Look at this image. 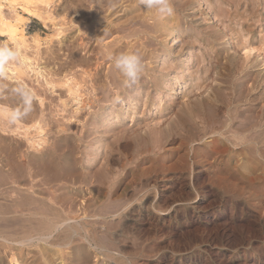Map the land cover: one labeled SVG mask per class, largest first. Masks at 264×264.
I'll list each match as a JSON object with an SVG mask.
<instances>
[{"label": "bare ground", "instance_id": "1", "mask_svg": "<svg viewBox=\"0 0 264 264\" xmlns=\"http://www.w3.org/2000/svg\"><path fill=\"white\" fill-rule=\"evenodd\" d=\"M4 1L8 2L12 11L19 6L23 12L35 16L38 20L40 19L39 21L43 23L52 22L51 25L56 26L53 22L55 18L51 14V7L58 0ZM196 3H199V6H196ZM213 3H209L208 6L204 3V5L206 4L210 8L211 12H208L209 16L206 18H201L199 13H205L204 9L206 7L203 4L201 5V0L199 2L198 0H170L174 13L157 20L154 14L144 9L140 0H78V9L81 8L83 14V6L85 5L89 8L85 13L87 14L85 20L86 18L89 19L90 23L87 26L84 25L83 30L78 27V31L73 33L72 40H69V42L71 44L77 43L76 48L78 47V50H75L78 52L77 65H86L82 74L91 78L89 81L94 80L96 83V85L92 83L91 92L88 91L91 96L88 93L84 95L86 92L83 94L80 92L79 87L81 84H79L73 75H65L66 77H63L65 78L63 80L44 75V83L47 89L53 93L56 87H62L65 90L66 98L59 96V102L53 104L52 108L49 104L48 108L46 104L45 106L43 105L44 108L37 106L35 109H30V111L27 109L28 113L22 114L28 117L27 121L31 122L30 124L22 123L24 120L22 118L24 117L21 116L24 115L20 112V116L13 109L10 99L3 100L0 98V141H2V135L16 137V139H11V141L13 140L16 143L15 145L12 144L14 145L12 147L9 145L8 148H3L2 144H0V243L3 246H1L2 249L0 248L1 260L5 258L9 264H23L22 257L24 256H20L23 254L22 249L24 248V255H27L28 253L30 254L28 249L36 247L39 253L38 258L42 260V264H52L55 260H58V264H67V260L63 257L64 254L62 252L75 236L78 238L80 230L78 228V221L74 218L72 219V217L70 218L67 215L68 211L65 214L63 212L65 210L62 211V209H59L48 200L32 195L33 191L30 192L31 189H21V183L27 178L32 179V177L39 173H42V175L46 174L45 176L53 173L54 176L50 175L51 178L55 177L56 181L62 183L65 182L66 177L64 176L67 175H70L74 181L78 180L79 182L90 183L99 172L103 178L109 177L110 179L111 177V179H114V175H110V169L102 165V167H99L97 161L100 158L102 159L106 154L109 157L111 155L109 153L114 150L115 146L124 147L129 150L130 148L139 150L150 139L154 147L161 143L160 140H166L162 139L164 135L166 138L170 137V140L173 142H177L181 148H190L194 151L200 146L209 144L208 149L210 150V154L206 158V163L212 168L216 164L219 165L226 162L228 166L227 171L225 170L223 174H220L224 181L230 178L231 172L229 171L238 172V167L240 166L249 171L250 176L254 180L264 182V121L258 118L259 115H262L256 113V109L258 108L264 110V107L260 105V102L263 101V95L258 98L252 94L250 89L244 87V80L251 74L250 68L261 66L264 69V49L262 51L255 46H251L246 40L240 41V38H236L237 33L230 40L221 26L223 25L221 22L223 18H231L236 22H240L243 26L245 25L243 20L244 15L242 16L244 11L240 12L237 0H215ZM82 15L78 12V17ZM25 18L17 12L12 18H6L0 12V33L6 34L8 40L14 41L16 46L18 45L19 47L23 46L25 42L22 34L23 29L21 28ZM65 18L66 14H62V20L59 22L60 25L64 22ZM68 22H71V20L68 19ZM199 26L202 29L197 30V32L196 28ZM63 34V30H60V27L56 32L54 31L53 37L56 38V42L59 45L63 44ZM102 34L114 35L112 36L114 39L112 45L105 44V50L108 55L123 52L124 47L129 43L128 50H125L134 51L142 56L146 64L145 73H149L146 83L148 85L149 83L151 84V92L146 90L147 87L144 89V81L142 80L144 79L142 78L144 75L141 76L138 82L131 85H125L122 76L114 68L112 71L108 70L109 72H104L105 77L101 76L103 74H100V69L104 61H99L97 58V60L92 62L96 55L91 54L94 52L91 48L94 44L93 38L98 37L100 39L102 38ZM143 34H145L146 38L147 35L154 38L151 42L152 44H156L155 41H157L160 46H166L167 41L170 43L169 45H172L174 41L178 44L183 40L181 41L183 43H180V45L184 47L185 45L193 44L192 37L194 36L198 39L196 36L199 35V39L209 45L210 51L201 56H195V53L193 56L191 54L190 58L185 56V61L179 67V60L177 56L172 55L173 51L169 49V46H166L169 47L166 51L156 52L158 49H155L156 47L153 48L154 44H151L153 48H151L153 50L151 51L154 55L149 58L145 56L144 51L142 52L141 49H135V38L139 39ZM239 47L241 48L239 55H241V59L245 60V66L238 64L240 57L238 58L235 55L236 53L238 54L236 49ZM160 50L165 49L160 48ZM38 53H34V55ZM106 53H104L105 57L103 58H107ZM93 54L96 53L94 52ZM3 55L0 50V59ZM24 55L25 57L22 58L24 61L31 57L26 54ZM74 57H72L73 60L75 59ZM31 60L34 61V58ZM151 61L155 64H151ZM30 63L32 64V62ZM30 63L23 67L14 63L9 67L4 66L5 64H0V69L8 71L6 75L9 79L22 81L26 74V67L35 72ZM252 63L255 65H252ZM69 65L65 66L67 71L71 68ZM192 66H194V69L200 70L199 73L197 72L198 75L194 76ZM172 69H180L178 72L180 78L178 77L175 85L166 80V78L164 80L160 78V76H163L162 73H165L164 76H167V72ZM150 70L152 72H148ZM162 70L164 72L161 75L157 74V71ZM36 73L41 74V71H36ZM210 79L217 82L211 88L207 86L208 82L211 81ZM260 82L264 83V77ZM110 87H115V91ZM209 88L210 91H208ZM21 90L23 91V89ZM197 90L198 92L199 90L204 92L201 97H195L198 93ZM121 93H126V97L128 94V101L120 97ZM98 94L102 95L103 102H106V104H99L98 108L94 109L96 111L89 110L92 108L94 102L101 100L98 98L100 97L97 96ZM87 95L89 97H86ZM95 95L97 98H95ZM27 97L29 98V96ZM36 97L39 100V105L42 106V98L38 95ZM70 102L72 103V107L69 109ZM99 103H102V101ZM146 115L147 117L150 116V118H153L155 115V119L157 116L165 120L168 119L167 124L163 122L159 126L153 125L150 128V134H148L146 129L142 130L146 123L136 134L129 135L128 130H131L129 127L141 124L142 121L148 119ZM78 123H82L80 126L84 129L80 130L82 134L76 139L83 145L82 156L84 160L81 163L79 162L78 166L74 164L75 166L71 165L72 167L70 166V168L65 167L64 170L61 162L62 156L67 155L68 152L76 151L77 148L72 145V143L76 144L75 140H73L68 148L67 146L63 148H66V150H62L59 139L63 137L66 141L64 143H68V134H64V132L71 126L78 125ZM32 129L33 132L31 131ZM49 131H53L56 134L51 144H49L50 142L48 143L47 139ZM228 142L235 148L233 151H228ZM21 147L22 150H20ZM9 154L12 155L9 156ZM11 160L14 164L10 163ZM47 162L51 166H45ZM20 164L21 167H19ZM45 176L41 179L45 181L44 183L51 179L49 178L50 176L48 178ZM252 178L250 177V179ZM68 181L72 182V179L70 178ZM44 183L43 186H45ZM56 183L54 184L56 185ZM6 192H13L16 196L7 195L8 193ZM259 192L261 190L258 188L255 193ZM70 195L72 196V194ZM15 213H18V216L16 215L15 217ZM83 238L87 245H82V252L88 255L86 251L88 250L87 247L95 249L96 245L94 247L87 237ZM73 251L76 254L75 258H78V242L74 246Z\"/></svg>", "mask_w": 264, "mask_h": 264}, {"label": "rangeland", "instance_id": "2", "mask_svg": "<svg viewBox=\"0 0 264 264\" xmlns=\"http://www.w3.org/2000/svg\"><path fill=\"white\" fill-rule=\"evenodd\" d=\"M58 1L51 7V14L55 18L53 22L58 26L56 27L55 25L52 26L53 24L51 25L52 22L43 23L35 16L23 12L19 6L16 7L14 12L7 1L0 0V12L4 17L12 18L16 12L24 16V18L26 17L22 24L23 27L21 26L25 41L23 46H16L14 41L8 40L6 34L0 33V50L4 54L0 59V64H5L4 66L9 67L14 63L20 66L22 65L23 67L32 62V64L30 63L32 65L31 67L35 70L34 72L25 66L26 76L24 75V81L19 80V82L18 80L9 79L6 75L8 72L6 69H0V98L3 100L10 99L13 109H15L18 114H20V112L21 114L28 113V110L35 109L37 106L44 108L46 104L48 108L49 106L52 108L53 104L59 102V96L66 98L65 90L62 87H56V92L54 91L53 93L47 89L44 83V75L53 78L57 77L61 80L65 79L63 78L66 77L65 75H73L74 78L78 80L79 84H81L79 87L81 90L80 92L82 94L86 92L84 95L88 93L89 96H91L89 92H91L92 83L96 85L94 80L89 81L91 78L82 74L86 65H77V43L71 44L69 42V40H72L73 33L78 31V27L83 30V28L90 23L89 19L86 18L85 20L87 16L85 13L89 8L84 5L83 14L82 9L80 7V9H78V0ZM213 2H215V0H201V5L206 3L208 6L209 3L212 4ZM237 3L240 6V12L244 11L242 16L244 15L243 20L245 25L243 26V24L231 18H223L221 21L223 25L221 26L224 28L226 35L231 40L237 33L236 38H240V41L243 42L246 40L251 46H255L260 50L264 49V0H237ZM197 5L199 6V3H196V6ZM207 6L204 9L205 13H199L201 18L209 16L211 10ZM78 12L83 15L78 17ZM62 14H66V18L60 25L59 22L62 20ZM68 19H70L71 22H68ZM225 25L227 29H225ZM59 27L64 33L62 36V45L57 44L56 38L53 37L54 31L56 32ZM199 29H202L201 26L197 27L196 31ZM143 35H141L139 39L135 38V49H141L142 52L144 51L143 53H145V56L149 58L154 55L152 54L153 48L156 47L155 49H158L156 52H163L170 47L169 49L173 51L172 55L177 56L179 60V67L183 64L185 58L191 56V54L192 56L194 53L195 56H201L210 51L209 45L199 39V35L196 36L199 40L193 36V44L185 45V47L180 45V43H183L181 42L183 40L178 44L174 41L172 45H169L170 43L167 41L165 45L169 47L160 46L157 41H155L156 44L153 43V45L151 42L154 38L147 35L148 40L145 34ZM112 36L114 35L102 34V38L100 39H98V37L93 38L94 44L91 49L96 54H93L94 52L91 54L96 56L92 62L97 60V58L99 61H104L100 69V74H103L101 75L103 77H105V73L113 69L112 63L108 59L109 55L105 50V44L109 46L112 45V41L114 40ZM128 46L129 43L125 46L126 48L124 47V51H126L125 49L128 50ZM159 47L165 50H160ZM239 48L236 49L238 54L236 53L235 55L238 56V58L240 57L238 64L240 66H245L246 62L241 59V55H239L241 48ZM177 52L179 53L177 54ZM34 53H38L36 54L37 56L34 55ZM104 53L107 54V58H103L105 57ZM24 54L34 58L35 62L31 60V57L24 61L22 59L25 57ZM72 57L75 59L73 60ZM22 60L25 63H23ZM27 60L29 61L28 63ZM151 64L155 63L152 62ZM66 65L71 66L69 71L66 70ZM252 65L255 64L252 63ZM259 67L261 66L250 68L251 74L244 80V87L250 89L252 94L258 98L263 95V101L260 102V105L264 107V83L260 82L264 77V69L262 67L259 69ZM192 68L194 76L198 75L200 70L194 69V66H192ZM39 70L41 74L36 73V71ZM179 70L180 69H172L167 72V76H164L165 73H162L164 70L157 71V74L159 73V75H161L162 73L163 76H160L161 80L166 78V80L175 85L179 77ZM148 72L152 71L150 70ZM148 74H143L144 76L142 78L144 79L142 80L144 82H142L145 86L144 89L147 87L146 90L151 92V84L149 83L148 85V83H146ZM210 80L207 86L211 88L215 86L217 82L212 81V79ZM210 88L208 91H210ZM21 89H23V91ZM113 89L115 91L116 88L114 87ZM11 91L12 93H10ZM202 93L204 92L199 90L195 97H201V95H203ZM18 95L20 96L18 97ZM36 95L42 98V106L39 105L40 103ZM88 95L86 97H89ZM10 96L11 98H9ZM27 96H29V98ZM97 96H100L98 98L101 99L100 101H102V103H99L100 101L94 102L92 108L89 110L93 111L97 109L99 104H106V102H103L101 94ZM97 96L95 95V98H97ZM120 97L127 101L129 98L128 94L126 97V93H121ZM13 100L14 102H12ZM68 107L69 109L72 107L71 102ZM256 113L261 114L262 116L259 115L258 118L264 121V110L258 108L256 109ZM147 115L146 118L148 119H145L142 123L140 122L141 124L129 127L131 128V130H128L129 135L136 134L146 123L147 124L142 130L144 131L146 129L148 134H150L149 131L153 125L156 124V126H159L163 122L167 124L168 119L165 120L158 116L155 119V115L153 118H150V116L147 117ZM21 117H24L22 118L24 119L22 121L23 124L31 123L27 121L28 117H25V115ZM81 124L82 123H78V125L71 126L64 132V134H68V143H64L66 141L63 137L59 139V144H61L60 148L62 150H66V148H63L65 146L68 148L73 140H75L76 144L74 145L72 143V145L77 148L76 151L71 153L67 151L68 154L62 156L61 162L64 170L65 167L70 168V166L74 164L78 166V163L84 160L82 156L83 145L79 140H76L77 137L79 138L82 134L80 132L82 129L80 126ZM31 131L33 132V129ZM55 136L56 134H54L53 131L47 133L49 144L53 142L55 139H53V137ZM13 138L16 139L14 136L2 135V141H0L2 142L0 143L2 144L1 146L3 148H8L9 145L11 147L14 146L16 143H14L13 140L11 141ZM168 138L164 135L162 139L166 140H160L161 143L154 147L152 140L148 139L150 143L148 141L145 145H142L139 150H134L132 148L129 150L124 147L115 146V151L112 150L109 153V155L111 154L109 156L110 158L108 154H106L104 155L105 158H100L97 161L99 167L104 166L110 169V175H114L115 180L111 179V177L110 179L109 177L103 178L99 172L100 174L98 173L90 183L79 182L78 180L74 181L70 175H67L68 178L64 176L66 177L64 180L65 182L62 183L56 181L55 177L51 178L50 175H53V173L50 174L47 172L49 173L47 174L48 176L39 173L35 175L36 177L34 176L32 179L27 178L28 180L26 179L21 183V189H31L30 192L33 191L32 195L48 200L59 209H62V211L65 210L63 211L64 213L68 211L67 215L78 221V228H80L78 238L75 236L62 252L64 254H62L63 257L67 260V264H71V262L72 264H264V182L254 180L252 176H250L249 171L240 166L238 167V172L229 171L231 172L230 178L224 181L220 174H223L225 170L227 171L228 166L226 162L221 163L222 165L216 164L215 167L212 168L206 163V158L210 154V150L208 149L209 144H206L207 146H200L194 151L190 148H181L177 142L170 140V137ZM22 147L25 148L24 146ZM22 147L20 150H22ZM234 149L235 148L229 143L228 151H233ZM11 155L12 154H9V156ZM13 157L16 159L15 156ZM11 161L10 163L14 164L13 161ZM46 165L50 164L47 162L45 166ZM19 167H21V164ZM43 176L47 178L50 176L49 178L51 179L44 183L45 181L41 180L44 178ZM250 177L252 179H250ZM70 178L72 182L68 181ZM33 179L35 180L33 181ZM32 181L34 183L36 182V184L34 185ZM53 182H57L56 185ZM43 183L45 186H43ZM65 187L66 189H64ZM258 188L262 192H259L260 195L259 193H255ZM70 194H72V196ZM7 195H12V197L16 196L13 192H9ZM16 215L18 216V213L14 214L15 217ZM84 220H86V222H84ZM83 237H87L93 246L96 245L95 249L93 247H87L88 250L86 251L88 255L82 252V245H87ZM77 242L78 258H75L76 254L73 248ZM1 246L2 244L0 243V248L2 249L3 246ZM36 249V247L28 249L30 252V254L28 253L29 255L27 254L28 256L26 254L24 255V248L22 249L23 254L20 256H24L22 257L23 264H38L39 262L42 264V260L38 258V249ZM3 260L4 262H2ZM3 260H1L0 264H9L5 258H3ZM52 264H58V260H55Z\"/></svg>", "mask_w": 264, "mask_h": 264}, {"label": "clouds", "instance_id": "3", "mask_svg": "<svg viewBox=\"0 0 264 264\" xmlns=\"http://www.w3.org/2000/svg\"><path fill=\"white\" fill-rule=\"evenodd\" d=\"M144 9L154 14L157 19H163L174 13L170 0H140ZM113 68L122 76L125 85L138 82L146 71V64L142 56L134 51H123L108 56Z\"/></svg>", "mask_w": 264, "mask_h": 264}]
</instances>
